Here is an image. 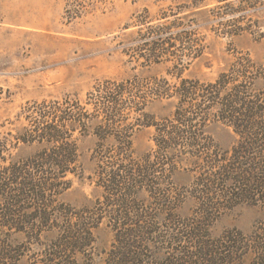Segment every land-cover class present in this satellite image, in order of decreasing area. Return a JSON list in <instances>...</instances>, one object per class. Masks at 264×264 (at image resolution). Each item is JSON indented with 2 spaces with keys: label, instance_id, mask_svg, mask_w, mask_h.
Returning a JSON list of instances; mask_svg holds the SVG:
<instances>
[{
  "label": "trees",
  "instance_id": "obj_1",
  "mask_svg": "<svg viewBox=\"0 0 264 264\" xmlns=\"http://www.w3.org/2000/svg\"><path fill=\"white\" fill-rule=\"evenodd\" d=\"M156 1L155 15L147 8L134 14L123 53L133 67L169 63L164 75L102 80L84 102L28 105V125L13 148L42 144L30 156L15 157L0 138V264H92L94 229L103 222L113 231L106 264H264V221L248 233L211 234L226 210L264 208V65L236 49L213 80L183 75L205 52L209 32L263 39L264 0ZM154 100L173 110L157 117L147 110ZM215 122L236 134L229 149L209 133ZM91 124L103 193L91 207L75 208L60 198L79 165L73 132L87 133ZM143 126L154 129V149L135 158L132 135ZM180 169L192 173L191 183H174ZM189 197L191 214L181 215Z\"/></svg>",
  "mask_w": 264,
  "mask_h": 264
},
{
  "label": "rangeland",
  "instance_id": "obj_2",
  "mask_svg": "<svg viewBox=\"0 0 264 264\" xmlns=\"http://www.w3.org/2000/svg\"><path fill=\"white\" fill-rule=\"evenodd\" d=\"M158 7L156 0H0V138L12 145V155L27 157L42 145L21 142L13 148L15 137L28 125V105L41 100L84 102L87 92L102 80H122L137 72L164 75L169 63L133 67L135 60L123 53L136 28L132 25L134 14L147 8L153 16ZM205 43L203 55L192 61L183 75L213 80L231 62L236 49L248 52L264 65V38H229L209 32ZM147 110L159 117L170 114L173 106L167 100H154ZM93 126L83 134L76 129L72 136L77 141L79 165L76 173L68 175L71 186L60 199L75 208L91 207L103 193L95 182L98 136L92 133ZM208 131L223 149L235 142L236 134L226 124L211 123ZM153 133L152 126L135 130V158L154 149ZM111 143L109 138L105 146ZM173 181L187 185L192 173L180 169L174 173ZM144 195L146 192L141 193ZM193 204L192 197L185 199L181 215L191 214ZM262 221L264 208L240 204L215 220L211 234L216 236L233 227L248 233ZM94 238L88 257H92V264H106L113 231L103 222L94 229ZM76 257L81 263L87 260L81 253Z\"/></svg>",
  "mask_w": 264,
  "mask_h": 264
}]
</instances>
